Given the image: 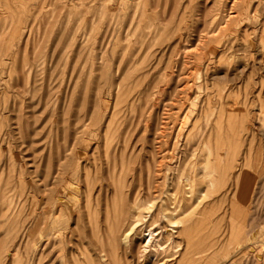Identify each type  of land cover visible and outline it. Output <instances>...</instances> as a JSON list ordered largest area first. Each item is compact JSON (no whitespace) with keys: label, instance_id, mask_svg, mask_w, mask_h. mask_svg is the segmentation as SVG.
Returning <instances> with one entry per match:
<instances>
[{"label":"bare ground","instance_id":"1","mask_svg":"<svg viewBox=\"0 0 264 264\" xmlns=\"http://www.w3.org/2000/svg\"><path fill=\"white\" fill-rule=\"evenodd\" d=\"M120 1L122 3L123 0H120ZM188 1H190V0H188ZM203 1H205V0H203ZM206 1H208V0H206ZM215 1L219 2L220 0H215ZM257 1H258L257 3H259V0H257ZM231 2H232L231 5H234V3L237 5L242 3V5H243L244 0H232ZM136 3H137V0H136ZM208 3L210 4V1ZM221 3L219 2L220 7L223 6V5H221ZM227 3H230V1H228ZM117 4L118 3H116V5ZM132 4L134 7L135 6L134 1ZM144 4H145V2H144ZM217 4H215V5L217 6ZM249 4H250V1H249ZM119 5H120V2H119ZM139 5H140L139 3L136 4V6H139ZM215 5H213V6H215ZM247 5H248V2H247ZM250 5L252 6V4H250ZM124 6L123 7L121 6L123 11H124ZM228 6H229V4H228ZM251 6H249V8ZM257 6H258V4H257ZM118 8L120 9V7H118ZM127 8H129V7H127ZM131 8H132V5H131ZM216 8H212V9L216 10ZM224 8H226V6ZM231 8H233V7H231ZM237 8H240V7L236 6L235 9H237ZM241 8H242V6H241ZM249 8L248 7L246 8L247 11ZM209 9H210V7H209ZM228 9L230 10L229 7H228ZM125 10L127 11L126 8H125ZM210 10H208V11H210ZM251 10L255 11L256 7H255V10H253V9H251ZM226 11L224 12V14L225 13L227 14ZM230 11L233 12L234 9L230 10ZM236 11H240V10L237 9ZM236 11H234L235 14H236ZM252 11H251V13H254ZM197 12H199V10ZM201 12H202V10L200 11V13ZM221 12L222 11L220 9L219 11L216 10V12H214L213 14L210 12L212 14V16H211V14L207 15V17L211 16V18H209V19L207 18L209 20V23L211 26L214 25L213 23H215L216 19H217L216 16L218 15V13L221 14ZM224 14L222 16L220 15L221 20L224 19V17H223ZM230 14H231V12H230ZM255 14H253V15L256 16ZM239 15H240V13L238 14L237 19H239ZM247 15H248V13H247ZM230 17H231V15H230ZM233 18L234 17L230 18V20H232ZM204 19L205 18L203 16L202 20L205 22L206 19L205 20ZM237 19L235 18V20L233 22H235ZM240 19H241V17H240ZM247 19H248V17H247ZM7 22H9V24H10V21H8V20H5L3 23H7ZM97 22H99L98 19L93 17V19H92L93 27L95 26V24ZM204 22H203V25H206ZM219 22H217L215 24H217V26H218ZM221 22H223V21H221ZM226 22L230 23V21H226ZM233 22L231 23V25L233 24L231 26V28L234 25H237V23L234 24ZM208 27L209 26H207V29H209ZM212 27H214V26H212ZM212 27H211V31H212ZM227 27H229V26L226 25V27L223 26L222 28L220 27V29L224 28V30L226 31ZM205 28H204V30H206ZM135 29L131 30L130 33L128 32V30H130V29H128V30L126 29L127 34H126V36L124 35L123 39L127 45L124 46L123 51L125 52V51L129 50V53L126 54V56H125V54H122V58H121V56H118V57H120L119 59H121V62H123L122 65H120V67H118V68H114L112 71L108 70L109 72H107L109 74V80L111 81V84L113 87L110 86V87H108L109 89L107 88L106 90H108V93H109V91L113 90V92H114L113 94H114V96H116V100L114 99L115 103H117L116 101H117L118 97L126 94L130 90V86H128V84H123V83H124L125 78H128L131 74H133L132 69L129 68V67H131L129 65V63L132 62L130 60V57L132 55L136 54V52L138 51L137 49H135V52L133 50L131 51V49H133V47L137 43L136 40H138V38H136V35L134 34ZM263 29H262V32H263ZM74 30H76V29H74ZM227 31H228V29H227ZM220 32H222V31H220ZM236 32L237 31H235L234 33H236ZM28 33L29 32L25 33V35H24V37H26V39L28 38L27 36H29ZM203 33H204V31H203ZM211 33H210V35H211ZM224 33H221V34H224ZM107 34L108 33H105V34L103 33V35H99V33H97L94 36L91 35V41L96 40L98 38V35H99V37H101L105 40L106 39L110 40V39H108ZM260 34H262V33H260ZM69 35H70V33H69ZM81 35H82L81 38L83 40V41L81 40L83 42V43L82 42L81 43L83 45H84V43L86 45H88L87 42H88L89 36H86L87 34L85 32L82 33ZM105 35H107V37ZM203 35L205 36V34H203ZM210 35L208 37L209 40H211V37H212ZM224 35L226 37V34H224ZM116 36H118V35L116 34ZM221 36L223 37V35H221ZM263 36L264 35H261L258 38L259 39L258 41L260 43L264 42ZM75 37H76V34L72 35L69 43H73L75 41ZM114 37H115V35H114ZM247 37H249V36L247 35ZM251 37H252V35H251ZM103 39H102V43L103 42L107 43V40L104 41ZM202 39H204V38H202ZM208 39H206V40H208ZM213 39L214 38L212 37V41H213ZM255 39H257V37L254 38V40ZM68 40H69V38H68ZM79 41L77 43L78 46L80 44ZM111 41H113V40H111ZM132 41H134V43ZM232 41H231V43H233ZM226 42H229V40ZM247 42H250V41H247ZM259 42H258V45L260 44ZM99 43L101 44V41ZM108 43H109V41H108ZM108 43L105 46H104V44H102L103 46H101V47L107 48ZM66 44H67V40H66ZM75 44H76V42H75ZM202 44H204V42ZM211 44H212V42H211ZM214 44H212V45L214 46ZM219 44H222V43H219ZM228 44L229 43H227L225 45L228 46ZM233 44H230V45L233 46ZM206 45H208V43H206ZM206 45H204V46H206ZM66 46H68V45H66ZM70 46H69V50H66V49L65 50L70 51ZM92 46H93V44H92ZM98 46L100 47L99 44L97 45V47ZM75 47H76V50L78 51L79 48L77 49V46H75ZM80 47H81V44H80ZM89 47H90V45H89ZM72 48H74V47H72ZM203 48H204V50H203V52H204L205 47H203ZM209 49H212V48H209ZM226 49H224V51ZM76 50H75V52H76ZM83 50H85V48ZM206 50H207V46H206ZM228 50H230V49H228ZM103 51H101V52L103 53ZM209 51L211 53H213L212 50H209ZM224 51H222V52L224 53ZM81 52H83V51H81ZM89 52H90V50H89ZM101 52H100V54H101ZM199 52H202V50ZM228 52L229 51H227V53ZM62 53H60V54H62ZM98 53H97V55H98ZM170 53H173V51ZM196 53H198V52H196ZM75 54H77V53H75ZM104 54H106V50H105V53H103V55ZM224 54H222V56ZM88 55H90V54H88ZM103 55H101L99 57L97 56L98 57L97 59L103 60V58H102ZM173 55H174V53H173ZM59 56H58V58L61 57V56L60 57ZM69 56H71V55H69ZM75 56L76 55H74V57ZM127 56H129V57H127ZM211 56H212V54H211ZM228 56L229 55H227V57ZM190 57L192 58V56H190ZM198 57H200V54ZM227 57H225V58L227 59ZM231 57H230V59H231ZM217 58L219 59L218 56H217ZM37 59L39 60V58H37ZM116 59L118 60L117 57L115 58V60ZM193 59H194V57H193ZM40 60H41V58H40ZM166 60H167V58H166ZM194 60L196 61V59H194ZM194 60H191V61H194ZM231 60L233 61V59H231ZM56 61H54V62H56ZM63 61L65 62V60H63ZM163 61L166 63L168 62L165 60H163ZM220 61H221V59H220ZM43 62H40V63L43 64ZM114 62H116V61H114ZM121 62H118V63H121ZM155 62H157V60ZM160 62L161 61L159 59L157 63H160ZM173 62L176 63L174 60H173ZM198 62H201V61L199 60ZM223 62L225 63V60ZM27 63H29V62H27ZM37 63H39V61ZM157 63H156V65H157ZM206 63L204 64V66L206 65ZM218 63L221 64L222 61L218 62ZM234 63L232 62L231 66H233ZM245 63H246V61H245ZM24 64L26 65L25 62H24ZM42 64H41V67L43 66ZM54 64L56 65V63H54ZM64 65H65V63H64ZM161 65H162V63H160V66ZM172 65L173 64H171V66ZM189 65H190V63H189ZM117 66H118V64H117ZM158 66H159V64H158ZM178 66H179V63H178ZM180 66H182V64H180ZM32 67H33V65H32ZM38 67H39V65H37V68L36 67H33V68L39 70L41 67H39V68ZM111 67H109V68L111 69ZM190 67H193V72H194V66L190 65L189 68ZM214 67L215 66H213L212 68H214ZM221 67L223 68L226 66L221 65ZM54 68H55V66H54ZM176 68H178V67H176ZM64 69H66V68H63L62 71ZM181 69H183V68H181ZM196 69H197V67H196ZM204 69L205 68H203V70ZM12 70H14V69H12ZM23 70H24V68H23ZM40 70H44V69H40ZM164 70H166V69H164ZM24 71L26 72V74ZM24 71H22L21 73L24 72L25 77L31 78V73H32L31 66L29 65L27 68L25 67ZM54 71H55V69H54ZM64 71H66V70H64ZM128 71L131 72V73L129 72L130 73L129 75H128ZM180 71H182V70H180ZM170 72H172L171 69H170ZM170 72L168 70V73H170ZM178 73L181 74L182 72H177V74ZM203 74H204V72H202V75ZM172 75H173V73H172ZM198 75H199V73H198ZM7 76H11V74L10 75L8 74ZM177 76H176V79H177ZM1 78H0V80H1ZM10 78L8 77V79H10ZM161 78H163V77H161ZM203 78H205V77H203ZM64 79H65V77H64ZM199 79H201L199 76H197L196 82L194 81L195 79L194 80L192 79L195 83V87H194L195 92L192 93L191 95L196 94V97L199 96L201 98V101H202V102H200L202 104V106H201V108L199 106H198V109L196 108V103H198L199 100H195V96H194L193 97L194 100H192L193 102L191 101L192 102L191 107L190 108L188 107V109H189L188 114L185 113L186 112L185 111L184 114H182V116H181L182 121L181 122L178 121L176 125L174 124V126H176L175 128L177 130H175V129L171 130V131H175V135H174L175 140H174L173 144L171 143L172 148H170L168 146V148L171 149L169 153L167 152L168 150H166V146H167L166 142H162L163 139H161L164 134L162 135L159 132L158 134L160 135V138H159V135H157L158 136L157 139H161V141L159 140L160 144H159V146L157 144V146L153 147L154 149L152 151H149V152H147L148 150L147 151L145 150L146 147H148V146H146L145 149L143 147L139 146L140 147L139 150H136L134 145L130 146L127 143H125L124 141L121 145H116V146H111L110 144L104 145L102 148V150H103L102 151L103 162L101 163V161H100L101 157L99 158V152H101V150L99 149L98 146H95L94 148H91L88 145L80 146L78 144V137L76 136L77 134L74 133L73 135H71L68 126H65L64 129H62V130L59 128L58 131L60 130V132L62 131V133H60L61 135L59 134V132L55 133L56 134L55 140H54V138H52V140L55 141L54 145L48 144L47 153H46L45 158H44L45 159L44 173H43L42 177L36 181V186L25 187V180H24L25 176H23L21 169L19 170L18 183L20 186H22V191H23L22 196H24V190H28L30 193L33 194L32 197L34 198V201H33V203H31L30 208H27V209H25L26 207L24 205L23 200L20 199L22 196L17 197L13 193L8 194V191H7V193H4L2 191V189H4V187L2 186L4 181H3V174H2V172H0V225L2 224V226L4 228L3 235L5 234V236H7L8 239L12 243V249L11 250L13 251V253L14 252L17 253V249H15V247H16L15 245L17 243H18V245L20 242L25 243L27 245L31 244L32 242L39 243L40 239L35 238L34 236L36 233V229L40 226V228L42 230L41 235H42V240H43L42 243H43L44 247L47 249H50L51 244L53 245V243H55V244H57L58 250L61 251L60 255H56V256H58V258L57 257L56 258L60 262V264H218L217 259H216V255L218 254L219 251H221V253H223V254H226L227 257H231L228 260L226 258L220 264H264V246L259 245L257 242L258 239L259 240L261 239L260 237H264V201H263L264 200V177H262L264 174V157L262 159L261 153L258 155V153L254 154L251 151V150H254V149H252V146H257V144L256 145L251 144V142H252L251 134L252 133L250 134V132H249V134L251 137L250 136L249 137L251 138L250 139L251 142L249 143V145H246L247 147L245 148L244 151L240 150L242 139L244 136L243 134H246L247 131H249V128L247 126V121H246V119H247L246 118V111L245 110H238V109H236V110H238V111H236L235 109L231 108V106L229 107L230 109L226 108L228 110H224L223 109L224 107L222 108L221 105H219V107H218V106H215L213 104L215 100L219 101L221 99V97H222L221 94L224 93L223 90L228 85L224 88L219 86L220 87L219 88V87H215V85H211V84L208 85L205 83L201 87L199 84L200 83ZM10 80H7V82ZM202 80H204V79H201V82H203ZM174 81H176V80H174ZM11 82H12V80L10 81V83ZM24 82H26V81H24ZM27 82L30 83L29 79ZM180 82L178 80L177 82H175V84L176 83L179 84ZM163 83H164L163 85H165V86L169 85V81L168 82L166 81V83L165 82H163ZM210 83H213V82H210ZM17 84L19 85V83H17ZM21 84H23V83H21ZM190 84H191V82H190ZM107 85H108V82H107ZM137 85H138V80H135V84H133V87L132 86L131 87L134 89V86L136 87ZM170 85H171V83H170ZM11 86H13V85H11ZM25 86H23L25 94L27 93L28 95H31L32 97H34L35 96L34 94L37 92V90L36 91L33 90L34 88L32 89V86H34V85H32V86L29 85L30 88L27 87V89ZM154 86H155V84H154ZM176 86L178 87V85H176ZM180 86H182V84ZM245 86L247 87V85H245ZM249 86L250 85H248V87ZM42 87L43 86H41V88ZM169 87H171V86H169ZM177 87H176V89H174L175 90L174 92L177 91ZM1 88H3V87H1ZM11 88H13V87H11ZM15 88H17V87H15ZM19 88H21V87H19ZM47 88H49V87H47ZM153 88H154L153 94H155L156 97H160L163 94V92L166 90V87L164 90H162L163 92H160V90H158L157 87H156V90H155V87H153ZM3 89H5V88H3ZM25 89L28 92H26ZM38 89L40 90V88H38ZM100 89H101V87H99L98 92H96V94H95L96 99H98V100L100 98V91H101ZM167 89H168V87H167ZM178 89H179V87H178ZM183 89L185 91L186 88H183ZM228 89H230V88H228ZM43 90H44V94L41 92L42 91L41 90L39 92V95L42 94L44 96V98H47L50 95V91L46 92L48 89L45 90L44 88H43ZM22 91L21 92L19 91V92L22 93ZM55 91H57V90H55ZM215 91H216V93H215ZM226 91H227V89H226ZM174 92H171V93H174ZM178 92L179 91H177L176 93L179 96V94H181V90H180V93H178ZM20 93H19V95H20ZM136 93L138 95L136 96V99H134V101L139 103L140 98H141L144 100V103H145L148 94H145L141 90L137 91ZM139 94H141V95H139ZM169 94H170V92H169ZM2 95H3V91H2ZM167 95H168V93H167ZM174 95H175V93H174ZM229 95L230 94H228V99L231 98V97H229ZM16 96H18V95H16ZM111 96H112V93H111ZM164 96H166V95L164 94L163 98H164ZM175 96H174V98L177 97V96L176 97ZM25 97H26V95H25ZM72 97H73V92H72ZM171 97L173 98V95ZM4 98L5 97H3V99ZM37 98H42V97H37ZM161 98H162V96H161ZM163 98H162V100H163ZM20 99H22V98H20ZM29 99H31V98H29ZM191 99H192V97H191ZM15 100L19 101V103H17V106H15L16 104H14V102H13L15 110H13V107L11 104V108H9V112L12 113V111H14V113H12V114H14L15 118H17L18 124L20 125V129H21V122H28V121L26 120L27 118L23 119V113L24 112H22L23 107H22V103H21L23 100L22 101H20L18 99H15ZM51 100H53V98ZM221 100H222V102L224 101V99H221ZM71 101H72V99L70 100V102ZM134 101H131L130 103H132ZM44 102H45L44 109L46 108V110H45L46 120H44V122L46 121V123L49 126H51L50 117H52V114L56 111V110L53 111V108H55V106H54L55 103L54 104H53V102L50 103V102H48V100H46ZM244 102H246L245 99H244ZM257 102H261V101L259 100ZM32 103L34 104L32 106V108L36 104L38 105V103L37 102L35 103L33 100H32ZM200 103L198 105H200ZM233 103L237 104V102H233ZM3 104H5V103H3ZM6 104H5V106H6ZM240 104H242V103H240ZM259 104L257 103V106ZM261 104H263V103L261 102ZM138 105H140V104H138ZM242 105L244 106L246 104L243 103ZM41 106H42V104L38 107H41ZM43 106H44V104H43ZM263 106H264V104H263ZM24 107H25V105H24ZM259 108H261V105ZM263 108H262V110H264ZM0 109H2V108H0ZM41 109H42V107H41ZM44 109H42V110H44ZM138 109H140V112L142 113V111H144V110L146 111V110L151 109V108L148 106V108L146 107V109H143L142 107H140ZM243 109H244V107H243ZM42 110H39V112ZM70 110H71L70 106L67 107L66 112H64V110L62 109V112L64 114H66L67 119L69 118L68 117V113H69L68 111H70ZM34 112H35V110H34ZM71 112L72 111H70V114H71ZM129 112L133 115V117L136 115L135 114L136 109L134 107V104H133V107L130 108ZM259 112H261V111H259ZM0 113H1V111H0ZM4 113H6V111ZM130 113H129V115L131 116ZM148 113H150V110ZM261 113H259L258 115H260ZM36 114H38V113H36ZM247 114H248V112H247ZM2 115H3V113H2ZM111 115L112 116L109 117L110 118L109 121H107V130H106L105 134L110 130L111 125H112L111 119H112L114 113ZM138 115H137V119H138ZM0 116H1V114H0ZM14 116H12V118ZM53 116H54V114H53ZM57 117H60V116H57ZM70 117H75V116H70ZM162 117L164 118V116H162ZM260 117H262V116H260ZM135 118H136V116H135ZM140 118H142V117H140ZM59 119L60 118H58V120ZM263 119H264V116L260 120H263ZM58 120H57V122H58ZM161 120H162V118H161ZM36 122H39V119L37 121V118L34 117V119L31 120V122L29 123L28 126L26 124L25 130H23L25 135L23 134V132L21 134V130L19 128H18L17 133L21 134L22 137H24V136L27 137V135H28V136H30V138H32L34 135L35 136L38 135V134H36L37 133L36 132L37 131L36 130L37 129V127H36L37 123ZM40 122H42V120ZM138 122H140V120H138ZM145 122H146V120H145ZM163 122H165V121L163 120ZM67 124H68V122H66V125ZM99 125L100 124H98V127H99ZM44 126H46V124L45 125L43 124V127ZM162 126H163V123H162ZM41 127H42V124H41ZM48 128H50V127H48ZM54 128L57 129V126H55ZM144 129H145L144 131L146 132L147 129L146 128H144ZM157 129H160V127H158ZM46 130H47V128H45V131ZM162 130H164V129H162ZM39 132H40V130H39ZM50 132L52 133L53 129ZM54 132H56V131H54ZM48 133H46V134L48 135ZM42 134H43V132H42ZM57 134H59L60 136ZM171 134H173V133H171ZM52 135H53V133H52ZM59 137L61 138V141L58 140ZM180 137H181V139L179 141L178 139ZM254 137L255 136H253V140H254ZM47 138H49V135ZM50 138H51V135H50ZM50 138L48 139L47 143L52 142V140ZM143 138H144V136L142 137V140H143ZM14 139H16V138H14ZM138 139L140 140V138H138ZM164 139L166 141L168 138L167 139L164 138ZM247 140H249V139H247ZM21 142H22V139H21ZM167 142H168V140H167ZM179 142H181V143L179 144ZM17 143H18V140H17ZM22 144H20V145H22ZM51 144H53V143H51ZM243 144H245V143H243ZM254 144H255V142H254ZM3 145H5V144H3ZM6 145L8 147V153H9L11 151L9 143H6ZM258 145L260 146L261 144L259 143ZM163 146H165V147H163ZM136 147H138V146H136ZM149 149H150V147H149ZM263 149H264V147H263ZM259 150H261V149H259ZM1 154H2V147H1V143H0V156H1ZM100 155H101V153H100ZM263 156H264V153H263ZM252 159L255 160L254 163L256 162L255 163L256 168L258 169V166H260V169H261L260 173L257 171L259 173L258 176L256 175L257 173L255 174V177L256 176L258 177L257 179H255L253 177L254 171H253V167H252V165H253ZM199 165H200V167H196ZM255 172H256V170H255ZM79 173H81L80 177H79ZM30 177H31V175H30ZM32 180H34V179H32ZM74 180H76L74 183L75 185H71L70 182H73ZM81 193H82V197H83L82 206L84 209L82 213L80 211V208H78V206H75L77 198H78V196L81 195ZM37 195H39V196H37ZM209 198L211 199V201L209 202V204H206L208 202L207 199H209ZM71 207L73 208V210H74V208L77 209L76 211H74L76 213V217H74V218H72V216H73L72 211H70ZM214 208H215V211L217 212V215L212 220L217 219V222L221 226L224 225V228H226V231L224 228H222V230L224 229L225 233L222 232V243H221V245H217V244L208 245L205 243L206 242L207 224L209 223L208 217L213 216ZM218 212H219V214H218ZM71 218L75 220V223L73 222L74 228H72V230L66 228L67 231H65V232H67V234H65V236H64L63 229L65 228V226L63 225V223H66V222H64L65 220L69 222L71 220ZM26 222L30 223V225L28 227H25L22 225L23 223H26ZM41 225H42V227H41ZM62 226H64V228ZM86 229H88V233H86ZM87 234L89 237L87 236ZM263 239L264 238H262V241L264 242ZM67 243H68V247H66ZM82 246H87V247H82ZM65 247L68 249L67 252L65 250L66 249ZM58 250H57V252H58ZM210 250H212V251H210ZM67 257L69 258V260L68 259L66 260ZM59 262H58V264H59Z\"/></svg>","mask_w":264,"mask_h":264},{"label":"rangeland","instance_id":"2","mask_svg":"<svg viewBox=\"0 0 264 264\" xmlns=\"http://www.w3.org/2000/svg\"><path fill=\"white\" fill-rule=\"evenodd\" d=\"M129 1L123 0L121 3L120 0L119 1L118 0H0V71H1L0 78L2 77L0 80V94H1L0 95V108L3 109V110L0 109L1 111L0 113L1 114L0 116L1 118L0 119L1 120L0 121V143L2 147V154L0 156V172H2L3 174L4 182L2 186L4 187V189H2V191L4 193H7L8 191V194L13 193L17 197L22 196L23 194L22 186H20L18 183V173L20 169H21V172L23 173V176H25L24 177L25 187L36 186V181L40 179L44 173V164H45L44 158L47 153L48 144L49 145L55 144V141H54L56 138L55 133L57 132H59V134L62 133V131L60 132V130L58 131V129L60 128L62 130L64 129L65 126L69 127L71 135H73L74 133L77 134L76 136L78 137V144L80 146L88 145L91 148H94L95 146L99 147V149L101 150V152H99V158L101 157L100 158L101 163L103 162L102 160L103 159L102 158L103 157L102 156L103 146L108 145V144H110L111 146L121 145L123 141L130 146L134 145L136 150H139L140 147H143L145 149V147L148 146L146 147L145 150L146 151L148 150L147 152H149V151H152L154 149L153 147L157 146V144L159 146L160 144L159 142L161 141V139H163L162 142H166V145H167V146L165 145L166 150H168L167 152L169 153L171 150L170 148H172V144L175 140L174 139L175 131H171V130H174V129L177 130L174 124L176 125L178 121L180 122L182 121L181 116L182 114H184L185 111H186L185 113L188 114L189 112L188 107L189 108L191 107V103L193 102L192 100H194L193 98L194 96H195V100H199L198 103H196V108L198 109V106L200 108L202 106V104L200 103L202 102L201 98L199 96L196 97V94L191 95L192 93L195 92L194 81L196 82L197 76H199L201 79H204L202 80L203 82H201V79H199L200 80L199 84L201 87L205 83L208 85L210 84L215 85V87L220 86L224 88L227 85L229 86V87L227 86L226 88H224L223 90L224 93L221 94L222 95L221 99H224V101L222 102L221 99L219 101L215 100L213 104L218 107L219 105H221L222 108L224 107L223 108L224 110L230 109L229 107L231 106V108L235 110L238 109V110L246 111V118H247L246 121H247V126L249 128V131H247L246 134H243L244 136H243L242 143H241L242 149L240 148V150L244 151L245 148L247 147L246 145H249V143L252 140L251 144L252 145L257 144V146H252V149H254L255 151L254 150H251V151L254 154L258 153V155L261 153V158L263 159L264 157L263 156V153H264L263 151L264 150L263 149L264 147V141H263L264 140L263 138L264 137V119L263 120H260V119L264 116V110H262V108L264 107L263 106L264 104V42L260 43L258 41L259 40L258 38L259 36L264 35L263 34L264 33V29H263L264 28L263 27L264 26V2H263L264 0H259V3H257L258 2L257 0H244V3H243L244 6L242 5V3L238 5L234 3V5H231L232 0H220L219 2L220 3L222 2L221 5H223L224 7L226 6V8H224L223 6L220 7L219 2L215 0H208V1L206 0L205 1L203 0H190V1L188 0H139L138 1L137 0V3L140 4L139 6H136L137 4L136 0H129ZM133 1L135 4L134 7L132 4ZM209 1H210V4L208 3ZM226 1L227 2L230 1V3H227ZM249 1L253 7L249 4ZM119 2H120V5H119ZM247 2H248V5H247ZM116 3H118L117 4L118 6L116 5ZM214 3L215 4L218 3L219 5L217 4L216 6ZM212 4L215 6H213ZM124 5L125 6L127 5V6L125 7ZM131 5H132V8H131ZM235 5L240 7V8H237L240 11H236L237 9H235L236 8ZM121 6L122 7L124 6L125 12L121 8ZM241 6L243 9L241 8ZM249 6H251L250 8L253 10H255V7H256V10L252 11L249 8ZM118 7H120V9ZM209 7L211 10L209 9ZM228 7L230 8V10L234 9V11H236V14L234 11L233 12L230 11ZM247 7L249 8L248 11L246 9ZM125 8L127 9V11L125 10ZM212 8H216L217 11L221 9L222 11L221 14L218 13L219 16L218 15L216 16L217 19L215 23L219 21L220 22L218 23V26L217 24L213 23L214 25L212 26L214 27L210 25L209 20H208L209 18H211L212 14L216 12V10ZM198 10L199 12H197ZM201 10L202 12L200 13ZM225 11L227 12V14L225 13L226 15L224 14ZM251 11L254 13H251ZM246 12L248 13V15ZM222 13L224 14L223 20H221V17H220V15L221 16L223 15ZM239 13H240L239 19H237ZM208 14L209 15L211 14V16L207 17ZM253 14H255L256 16H254ZM203 16L206 19V20L204 19L205 22L202 20ZM93 17L97 18L99 21L95 24L94 27L92 24ZM232 17L234 18L230 20V18ZM235 18L237 20L233 22ZM5 20L10 21V24L9 22L3 23ZM226 21H230V23ZM231 21L234 24L237 23V25H234L231 28V26L233 25V24L231 25L232 23ZM203 22L206 25H203ZM221 24L224 27H226V25L229 26L226 28V31L224 30V28L220 29V27L221 28L223 27ZM207 26H209L208 27L209 29H207ZM203 27L204 28L206 27L205 28L206 30H204ZM211 27H212L213 32L211 31ZM126 29L127 30L130 29L128 30L129 33L131 30L135 29L134 34L136 35V38H138L139 41L136 40L138 44L136 43V45L133 47V49H131V51L133 50L135 52V49H137L138 51L136 50L137 52L136 54H134L135 56L132 55L130 57V60L132 62H130L129 65L131 67L128 66L129 68L132 69L133 74H131L132 76L130 75L131 77L129 76L128 78H125L124 83H123V84H128V86H130V90H129L130 92L128 91L126 94L118 97L116 101L117 103H115L114 101L116 100V96H114L113 90L109 91V93H108V90H106L110 86L113 87L111 84V81L109 80V74L107 72H109L110 70L112 71L114 68H118L120 67V65H122L123 62H121V59H119L120 57L118 56H121L122 58V54H125L126 56V54L129 53V50L125 52L123 51L124 46L127 45L123 39L124 35L126 36L127 34ZM262 29H263V32H262ZM219 30L222 32H220ZM235 31H237L239 34L237 32L234 33ZM27 32H29L28 33L29 36H27L28 38L26 39L24 35ZM84 32L87 34L86 36H89L88 38L90 39V40L88 39V42H87L88 45H86L85 43L84 45L82 44L83 40L81 38L82 37L81 34ZM97 33H99V35H103V33L104 34L108 33L107 34L108 39L110 40L106 39L107 43L109 41L107 48L101 47L103 46L102 44H104L105 42L102 43L103 38L99 37V35L97 38L98 40L96 39L94 41H91V35L94 36ZM221 33L226 34V37L224 34H221ZM71 34L72 35L76 34L75 41L73 43H69L70 38L72 36ZM116 34L118 36H116ZM203 34H205V36ZM250 34L252 35V37ZM107 35L105 36L107 37ZM209 35L214 38L213 41H212V37H211V40L208 39ZM221 35H223V37ZM247 35L249 37H247ZM67 37L69 38V40ZM201 37L204 39H202ZM256 37L257 39L254 40V38ZM66 40H67V44H66ZM103 40L106 41L105 39ZM228 40L229 42H226ZM78 41L81 44V47H80V44L79 46L77 45ZM100 41H101V44L99 43ZM208 41L209 42L211 41L212 44L215 43L214 46L211 44V42L209 43ZM231 41L234 44L231 43ZM247 41H250V42H247ZM132 42L134 43V41ZM203 42L204 44H202ZM258 42L260 43L259 45H258ZM107 43H105L104 46ZM206 43H208V45L210 44L209 45L210 47L206 45ZM219 43H222V44H219ZM227 43H229L228 46L225 45ZM98 44L101 47L100 48L98 46L100 49L97 47ZM230 44H233V46ZM204 45L207 46V50H206V46ZM69 46H70V51H66V50H69ZM75 46H77V49L79 48L80 50L78 49L77 51ZM202 46L205 47L204 52H203L204 48ZM84 48L85 50H83ZM209 48H212V49H209ZM224 49L226 50L224 51ZM105 50H106V54L103 55V53H105ZM201 50L202 52H199ZM209 50H212L213 53H211ZM221 50L224 51L225 54ZM79 51L80 52L83 51V52L80 53ZM101 51H103V53ZM172 51L175 56L173 55V53H170ZM227 51L229 52L227 53ZM199 54H200V57H198ZM222 54H224L225 56L224 55L222 56ZM74 55L76 56L74 57ZM101 55H103L102 56L103 60L102 59L98 60L97 58ZM227 55L229 56L227 57ZM58 56L60 58H58ZM190 56H192V58ZM217 56L219 57V59L217 58ZM116 57L118 58V60L117 59L115 60ZM193 57L194 59H196V61L200 60L201 62L197 61L198 62L197 63L193 59ZM225 57H227V59ZM230 57L231 59H233V61L230 59ZM37 58H39V60ZM159 59L161 61L160 63H162L161 66H160V63H157ZM220 59L223 64L218 63V62H221ZM37 60L39 61V63H37L38 62ZM63 60H65V62ZM156 60L157 62H155ZM163 60L165 61L169 60V61L166 63ZM173 60L176 63H174ZM191 60H194V61H191ZM224 60H225V63L223 62ZM26 61L29 63H27ZM24 62L26 63V65L24 64ZM40 62H43V64ZM118 62H121V63H118ZM232 62L233 63L235 62L233 66H231ZM54 63H56V65ZM163 63L164 64L166 63V64L164 65ZM178 63H179V66H178ZM189 63L191 66H194V72H193V67L189 68L190 66ZM205 63L206 65L204 66ZM31 64L33 65V67H36V68H37V65L41 67V64H42L43 66L40 69H44V70L39 69L40 70L39 71L38 69L33 68ZM171 64H173L174 66L173 65L171 66ZM180 64H182V66H180ZM29 65L32 68L31 78L25 77L26 72L24 71L25 67L27 68ZM221 65L226 66V67L222 68ZM213 66L215 67L212 68ZM109 67H111V69ZM53 68L55 69L56 72L54 71ZM63 68H66L64 69L66 71L64 70L62 71ZM163 68L166 70H164ZM203 68L205 69L203 70ZM170 69L172 70V72H170ZM168 70L171 74L168 73ZM22 71H24L25 74L24 72L21 73ZM163 71L164 72L166 71V72L164 73ZM129 72L130 71H128V75L131 73ZM177 72H182V73L177 74ZM197 72L199 73V75ZM202 72H204L203 74L204 76L202 75ZM8 74L9 75L11 74L12 77L7 76ZM176 76L179 82L181 81L179 84L177 83L175 84V82L178 81L176 79ZM8 77L9 78L11 77L10 78L12 80L11 83H10L11 80L8 79ZM28 79L30 83L27 82ZM192 79L193 80L195 79V80L193 81ZM7 80H10V81L7 82ZM135 80H138V85L136 87L134 86V89H133L132 87H133V84H135ZM166 81L167 82L169 81V85L167 86L163 85L164 84L163 82L166 83ZM107 82L109 86L107 85ZM210 82H213V83H210ZM17 83H19L20 86ZM181 84L182 86H180ZM244 84L247 85V87ZM29 85L30 86L34 85L32 86V89L34 88L33 90L35 91L37 90V92L34 94L35 95L34 97H32L31 95H28L27 93L25 94L24 92L23 86H25L27 89V87L30 88ZM176 85H178L179 89ZM248 85L250 86L248 87ZM41 86L43 87L41 88ZM19 87H21L22 89ZM99 87H101L100 89L101 91H100V98L98 100L96 99L95 94L96 92H98ZM153 87H155V90L157 87V89L160 90V92H163L162 90H164L166 87V90H165L166 92L164 91L163 94L161 95L162 98L164 94L166 95L164 96L163 100L161 96L156 97V95L153 94L154 93ZM176 87H177V91H179L178 93H180V90H181V94H179V96L176 93L177 91L174 92L175 91L174 89H176ZM182 87L186 88L185 91ZM38 88H40V90ZM43 88L45 90L48 89L46 92L50 91V95H49L50 97L48 96L47 98H44L42 94L39 95V92L41 90H42L41 92L44 94ZM26 89L25 91L28 92ZM139 90H141L145 94H148L146 98L147 102L145 101L144 103V100L141 98H140L139 103L134 101V99H136V96L138 95L136 92ZM2 91H3V95H2ZM19 91L20 92L22 91L23 94L20 93ZM72 92H73V97H72ZM171 92H174L175 95L177 94L176 95L177 97L174 95V93H171ZM111 93H112V96H111ZM15 94L18 96H16ZM24 94L26 95V97ZM171 94L173 95V98L171 97L172 96ZM228 94L231 95V96L229 95V97L231 98L233 97V98L228 99ZM174 96L176 98H174ZM3 97L5 98L3 99ZM28 97L31 99H29ZM37 97H42V98H37ZM52 98L53 100H51ZM243 98L246 100V102H244ZM15 99H18L20 101L23 100L21 102L22 107H23L22 112H24L23 119L27 118L26 120L28 121V122L20 121L21 129H20V125L18 124L17 118H15L14 114H12L14 113V111H12V113L9 112V108H11V104H12L13 110H15L14 104H16L15 106H17V103H19V101ZM71 99L72 101L70 102ZM32 100L35 103L36 102L38 103V105L36 104L33 108L32 106L34 104L32 103ZM46 100H48V102L50 103L52 102L53 104L55 103L54 104L55 108H53V111L56 110L53 113L55 117L53 116V114H52V117H50L51 126H49L46 123V121L44 122V120H46L45 118L46 108L44 109L45 107L44 101ZM259 100L263 104H261V102H257ZM131 101L135 102V103L134 102L132 103L134 104L136 112L139 114L138 115L135 112L136 118L135 116L133 117V115L129 112L130 108L133 107V104L130 103ZM233 102H237V104ZM3 103L5 104L7 103L6 104L7 107ZM137 103L140 105H138ZM199 103L200 105H198ZM240 103L242 104L245 103L246 105L243 106ZM257 103L258 104L260 103L258 106L260 107L261 105V108L257 106ZM41 104H42L41 107L44 110H42L41 107H38ZM68 106H70L71 108L70 111H72L71 114L72 113L73 114L71 115L70 111H68L69 118L67 119L66 114L62 112V109L64 110V112H66ZM148 106L151 109H148L146 111L144 110L142 111V113L140 112V109H138L140 107H142L143 109H146V107L148 108ZM34 110L35 112L37 111L36 113H38L39 115L36 114ZM39 110H42V111L39 112ZM149 110H150V113H148ZM5 111L6 113H4ZM259 111H261L262 113ZM112 112L114 113L111 119L112 125H111L110 130L105 134L107 130V121H109L110 119L109 117L112 116L111 115L113 114ZM258 112L261 113L262 115L261 114L258 115L259 114ZM129 113L131 114L132 117L129 115ZM137 115H138V119H137ZM12 116L14 117L12 118ZM57 116H60V117H57ZM70 116H75V117H70ZM162 116H164L165 119ZM34 117L37 118V121L39 119V122H36L37 123L36 124V127H37L36 134L38 135L36 136L34 135L32 138H30V136L28 135L27 137L26 136L22 137L21 135L22 132L25 135L23 130H25L26 124L28 126L31 120L34 119ZM58 118L60 119L58 120ZM40 119L42 120V122H40L41 121ZM138 120H140V122H138ZM145 120L147 123L145 122ZM163 120L165 122H163ZM66 122H68L67 125H66ZM162 123H163V126H162ZM41 124H42V127H43V124L44 125L46 124V126H44L45 128H47L46 131L44 127L43 128L41 127ZM98 124H100L99 127H98ZM54 125L57 126V129L54 128L55 127ZM158 127H160V129H157ZM18 128L21 130V134L17 133ZM144 128L147 129L146 132L144 131L145 130ZM161 128L164 129L165 131L162 130ZM52 129H53V132H52L53 135L50 132L52 131ZM159 132L162 135L164 134L163 136L161 135L162 136L161 139H157L158 138L157 135H159L158 134ZM249 132L250 134L252 133L251 134L252 139L250 138L251 136ZM46 133H48L49 138L51 135V138H50L51 140L52 138H54L52 142L47 143L49 138H47L48 135ZM143 136H144L143 138L144 141L142 140ZM253 136H255L254 140H253ZM138 138H140V140ZM159 138H160V135H159ZM164 138L166 139L168 138L167 139L168 142L167 140L165 141ZM21 139H22V142H21ZM180 139L181 137L178 140L180 141ZM17 140H18V143H17ZM58 140L61 141V138L59 137ZM6 143H9V146H10L11 151L9 153H8V147ZM19 143L20 144L23 143V144L20 145ZM180 143L181 142H179V144ZM259 143L261 145L263 144L262 145L263 147L261 145L259 146L258 145ZM168 146L170 148H168ZM252 160H253L252 167L254 171L253 177L257 179L258 178L257 176L259 175L261 169H260V166H258V169H257L255 166L256 162L254 163L255 160L254 159ZM196 167H200V165ZM254 169L256 170V172ZM255 174L257 175L256 177H255ZM80 175L81 173H79V177ZM262 177H264V174ZM75 181L76 180H74L73 182H70V184L75 185L74 184ZM32 196H33L32 193H30L28 190H24V196H22L20 199L23 200L24 205L26 207L25 209L30 208L31 203H33L34 198ZM207 201L208 202L206 204H209L211 199L209 198L207 199ZM82 203H83V197L81 193V195L78 196L76 205H75V206H78V208H80L81 213L84 210ZM76 210L77 209L75 208L73 210V208L71 207L70 211H72V215H73L72 218L76 217V213L74 212ZM213 212H214L213 216L208 217L209 223L207 224L205 243L208 245H213V244L221 245L222 232H224V229L226 231V228H224V225H222L223 226L222 227L217 222V219L212 220L217 215L215 208ZM72 218L69 222L65 220L64 222L66 223H63V225L65 226V228L64 226H62L64 228L63 229L64 236L65 234H67V232H65L67 231V229L72 230V228H74L75 220ZM22 225L25 227H28L30 223L26 222V223H23ZM222 228L224 229L222 230ZM3 233H4V228L1 224L0 225V264H58L59 262L57 260L58 256L56 255H60L61 251L58 250L57 244L55 243H53V245L51 244L50 249H47L44 247L42 243L43 242L42 235H41L42 230L40 226L36 229V233L34 236L35 238L40 239L39 243L32 242L29 245L22 243V242H20L19 245L17 243L15 245L16 246L15 249H17V253L15 252L13 253V251L11 250L12 249L11 241L8 239L7 236H5V234L3 235ZM86 233H88V229H86ZM260 238L261 239L260 240L258 239L257 242L259 245L264 246V242L262 241V238L264 237H260ZM66 245H67L66 247H68V243ZM82 247H87V246H82ZM65 250L67 252L68 249L66 248ZM226 258L228 260L231 257H227V255L221 253V251H219L218 254L216 255L218 264L222 263ZM67 259L69 260L68 257L66 258V260Z\"/></svg>","mask_w":264,"mask_h":264}]
</instances>
